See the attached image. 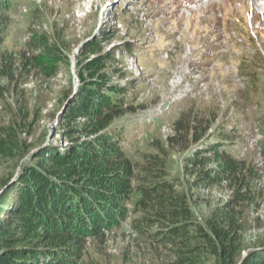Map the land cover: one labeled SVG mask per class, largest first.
I'll return each instance as SVG.
<instances>
[{
  "label": "rangeland",
  "instance_id": "obj_1",
  "mask_svg": "<svg viewBox=\"0 0 264 264\" xmlns=\"http://www.w3.org/2000/svg\"><path fill=\"white\" fill-rule=\"evenodd\" d=\"M102 98L122 114L95 132L82 105ZM0 140L3 218L50 157L129 161L77 167V208L35 220L29 264H174L170 221L139 203L161 181L186 200L190 235L237 225L235 264L264 263V0H0ZM53 232L72 242L43 246Z\"/></svg>",
  "mask_w": 264,
  "mask_h": 264
},
{
  "label": "trees",
  "instance_id": "obj_2",
  "mask_svg": "<svg viewBox=\"0 0 264 264\" xmlns=\"http://www.w3.org/2000/svg\"><path fill=\"white\" fill-rule=\"evenodd\" d=\"M105 105H108V102L103 98L95 106L92 102L82 105V115L92 119V127H94L95 132L104 130L115 116L122 114L121 111L104 115ZM114 105L120 107L117 103ZM102 144L101 146L107 148H119V143L114 141ZM6 148L5 141L0 140V155L11 156L10 151ZM90 151L93 152V150ZM119 152L120 158H124L122 151ZM85 154V151L79 150H73L72 154H68V152L58 154L55 157H50L48 163H40V168L49 164V166L46 165L48 166L46 173L39 169L22 177L17 190L18 200L14 208L10 209L4 218L0 217V264H29L28 261L38 258L37 254L40 253L34 252L28 242L30 234L33 235L34 233L32 228H35V220L43 218L46 220V224L55 227L54 223L57 221L53 218L54 213L77 208L75 205H71V200L68 199L70 180L75 179L74 177L78 174L79 169L77 167L80 166V171L87 169L91 175L95 174L96 167H100V163H104L107 167H120L128 170L129 161L127 159L109 163L108 158L98 155V153L92 154L91 159ZM83 164L85 165L82 166ZM76 169L78 170L76 171ZM151 170L153 169L147 168L144 172L147 173ZM206 176L210 181L214 179L210 175ZM117 184L119 191L124 193V196H128L130 193L129 183L124 178H119ZM139 194V203L144 210L152 206L162 220L170 221L167 225V231L162 234V240L170 243L177 241L181 245L177 249V258L174 264H235L234 257L239 247L237 225L230 224L226 228L214 222L209 225V233L199 228L195 234L190 235L188 227L184 225L190 220V209L186 200L176 194L172 185L164 181L151 183L149 187L140 186ZM1 201L0 198V204ZM192 241L196 242L192 244ZM66 242L70 243L72 239L70 237L64 238L62 235L53 232L52 236L47 239V243H43V246L52 247V245L57 246ZM53 256L44 264H57L56 258L64 259L63 253ZM207 256L214 257L215 262H207ZM241 264L264 263L246 261Z\"/></svg>",
  "mask_w": 264,
  "mask_h": 264
}]
</instances>
